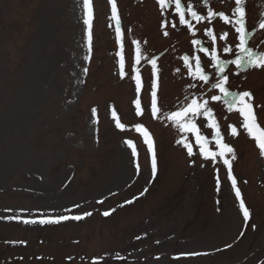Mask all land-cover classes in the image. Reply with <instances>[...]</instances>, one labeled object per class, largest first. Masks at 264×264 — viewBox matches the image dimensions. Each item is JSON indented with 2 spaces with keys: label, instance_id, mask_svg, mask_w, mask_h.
Segmentation results:
<instances>
[{
  "label": "rangeland",
  "instance_id": "rangeland-1",
  "mask_svg": "<svg viewBox=\"0 0 264 264\" xmlns=\"http://www.w3.org/2000/svg\"><path fill=\"white\" fill-rule=\"evenodd\" d=\"M189 2L203 12V0ZM212 4L228 12L232 0ZM117 6L123 49L109 0H93L89 53L83 0H0V264H264V155L239 112L211 101L218 92L193 80L182 59L199 54L206 63L191 43L203 39L207 45L201 35L206 22L196 24L194 35L179 23L163 29L156 0H117ZM247 10L251 26L264 19V0H247ZM167 19L178 21L172 14ZM210 26L234 39L230 25L216 20ZM136 41L143 53L139 64ZM251 46L264 50L258 26ZM151 58L159 68V118L150 115ZM207 70L215 71L211 65ZM229 70L230 90L253 94L264 128V70L239 76L234 65ZM189 94L209 99L224 142L235 150L232 175L248 220L223 158L204 159L195 134L166 119ZM196 123L209 139L206 149L218 151L211 120L198 117ZM137 125L155 141V176ZM229 126L239 135H230ZM182 139L193 156L177 143ZM60 216L69 219L39 223Z\"/></svg>",
  "mask_w": 264,
  "mask_h": 264
},
{
  "label": "snow or ice",
  "instance_id": "snow-or-ice-1",
  "mask_svg": "<svg viewBox=\"0 0 264 264\" xmlns=\"http://www.w3.org/2000/svg\"><path fill=\"white\" fill-rule=\"evenodd\" d=\"M158 4V9L161 15L164 17L162 20L161 27L167 29L169 25L172 28L177 27V23L186 26L188 31L195 33L200 31L196 29V24L201 22H206V26L201 32L202 36L208 38L206 45L203 39H193L191 43L193 45H198L196 49L197 53H202L206 58V63L202 60L201 55L196 54L192 57L185 55L183 56L184 66L187 70V74L195 81L201 82L202 84H210L212 90H216L218 94H213L210 96V100L214 102H221L223 105H227L228 110H237L239 114L243 117L242 127L245 132L252 137L260 150L261 155H264V128L258 124L256 109L253 104V94L250 91H231V81L230 76L233 73L229 70L230 65L235 66V75L239 76L241 72L247 69L259 68L264 70V50H255L251 46V39L255 35V29L258 26L260 30H264V19L257 18L252 21V25H249L248 20V10H247V0H232V7L228 12L223 10H214V5L212 0H203L204 9L203 12L198 11L194 4L190 3L189 0H156ZM223 2V0H220ZM111 5V16L110 20L115 22V33L118 40L121 42V49H123V36L122 22L119 14V9L117 6V0H109ZM83 8L85 10V19L83 23L87 25V49L88 52L92 51L93 42V20H94V10H93V0H83ZM175 15L178 17V21H169L167 19L168 15ZM219 20L225 25H230L231 29L234 30V39L229 40V32L225 31L222 34H217L212 25L213 21ZM195 21V24L193 23ZM112 26L111 24L109 25ZM164 36H168V31L163 32ZM219 41H225L224 44H220ZM137 44L136 49V63L139 64L143 58V53L139 47V41L135 42ZM222 53H227L234 56V59L224 58ZM85 60H90V55L84 57ZM150 63L152 65V72L155 76L150 84V115L155 118H159L162 114L160 100L158 97L159 88V68L157 66V59L151 58ZM207 65H211L215 70L214 72H209L207 70ZM121 76L124 75V59L121 52ZM177 72L180 69L176 70ZM83 72L87 74L88 68L85 67ZM136 79V91L139 92L142 87V80L137 72ZM196 84L190 83L188 85L189 89L196 88ZM135 106L137 114H143L141 108V102L139 99L135 101ZM95 112V110H93ZM207 118L211 120L209 125L212 129H215L214 137L215 144L219 146L218 151H214L211 148L206 149V145L209 144V139L203 136L200 132V128L196 123V119ZM166 119L172 121L178 126V128L183 132L194 133L196 136V143L200 145V154L206 160L216 161L217 156L223 158V164L227 166L228 175L231 178V187L235 190V196L239 198L240 209L243 213L244 220L250 218V211L246 207L245 202L242 198L241 191L237 187V180L232 175L233 160L235 159V150L228 143L224 142V137L221 134L219 122L215 120L213 109L210 107L209 99H201L194 95H186L185 103L182 104L179 110L170 112ZM118 127L122 128L124 125L118 123ZM230 127V135H239L238 129L235 126ZM136 130L143 133L145 137V143L147 144L148 151L150 152V168L151 173L155 176L157 170V156L155 150V141L152 139L151 134L148 132L143 125H137ZM131 144V142H128ZM178 144H182L187 148L189 156H193V147L190 143H185V141L178 140ZM135 154V150H134ZM231 155V159H229ZM139 165H137V168ZM219 184V181L217 180ZM219 190V189H217ZM109 213L105 212L104 215ZM85 215H90V213H85ZM72 219L79 220L80 216L71 217ZM11 219H19V217H12ZM69 219L68 216H60L58 218H42L39 223H59L60 221ZM24 223H35V220H23ZM192 255H199V253H193Z\"/></svg>",
  "mask_w": 264,
  "mask_h": 264
},
{
  "label": "trees",
  "instance_id": "trees-1",
  "mask_svg": "<svg viewBox=\"0 0 264 264\" xmlns=\"http://www.w3.org/2000/svg\"><path fill=\"white\" fill-rule=\"evenodd\" d=\"M142 88V87H141Z\"/></svg>",
  "mask_w": 264,
  "mask_h": 264
}]
</instances>
